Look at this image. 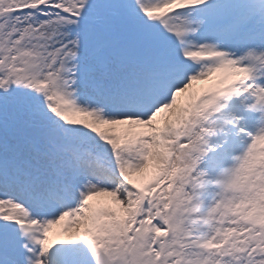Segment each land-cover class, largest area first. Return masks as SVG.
<instances>
[{
    "label": "snow or ice",
    "instance_id": "obj_1",
    "mask_svg": "<svg viewBox=\"0 0 264 264\" xmlns=\"http://www.w3.org/2000/svg\"><path fill=\"white\" fill-rule=\"evenodd\" d=\"M0 264H264V0H0Z\"/></svg>",
    "mask_w": 264,
    "mask_h": 264
},
{
    "label": "rangeland",
    "instance_id": "obj_2",
    "mask_svg": "<svg viewBox=\"0 0 264 264\" xmlns=\"http://www.w3.org/2000/svg\"><path fill=\"white\" fill-rule=\"evenodd\" d=\"M212 81H204V82H197L193 85V88L190 89L189 91H197L201 87L207 86V84L211 83ZM187 93L182 94V96H186ZM183 102V101H181ZM174 113V110H168L165 112V114L162 117H159L157 120V124H162L163 120L165 118H171ZM116 129V131L123 137V135L126 132H142V131H148L149 129L146 126L143 125H117V126H112ZM148 173H134V179L139 183L143 182L144 179H146ZM94 203H111V198L105 195H101L98 197L93 198ZM62 226L61 225H56L53 227L52 233L57 234L61 232Z\"/></svg>",
    "mask_w": 264,
    "mask_h": 264
}]
</instances>
